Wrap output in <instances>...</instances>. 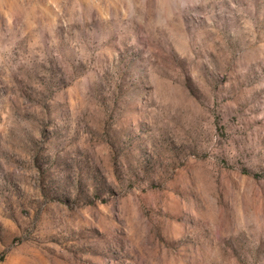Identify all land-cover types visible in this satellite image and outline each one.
I'll use <instances>...</instances> for the list:
<instances>
[{"label":"rangeland","instance_id":"1","mask_svg":"<svg viewBox=\"0 0 264 264\" xmlns=\"http://www.w3.org/2000/svg\"><path fill=\"white\" fill-rule=\"evenodd\" d=\"M0 264H264V0H0Z\"/></svg>","mask_w":264,"mask_h":264}]
</instances>
